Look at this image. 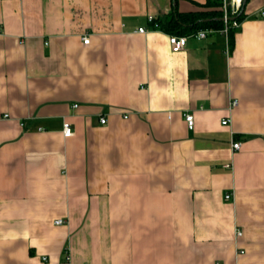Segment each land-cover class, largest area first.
<instances>
[{
	"label": "crops",
	"instance_id": "1",
	"mask_svg": "<svg viewBox=\"0 0 264 264\" xmlns=\"http://www.w3.org/2000/svg\"><path fill=\"white\" fill-rule=\"evenodd\" d=\"M206 2L0 0V264H264V0L170 51Z\"/></svg>",
	"mask_w": 264,
	"mask_h": 264
},
{
	"label": "built area",
	"instance_id": "2",
	"mask_svg": "<svg viewBox=\"0 0 264 264\" xmlns=\"http://www.w3.org/2000/svg\"><path fill=\"white\" fill-rule=\"evenodd\" d=\"M243 0H221L220 6H219V10L221 12V20H222V29L221 32L228 36V33L230 30H235L239 27V22L237 20H235V16H237V14L240 11L241 8V3ZM261 14H264V12H262ZM152 16H148L147 17V21L151 22L152 21ZM138 32L143 33L144 32V28L139 27L137 28ZM212 31L211 30H207V29H203V30H198L196 31V33L190 35L191 37L194 38H198V39H202L206 37L207 33H210ZM168 36V44H169V48L170 51L172 52H180L182 50V48L185 46L186 41L188 36H176V35H167ZM82 38V43L83 44H88L89 42V38L87 35H84L81 37ZM237 103L236 100H232L229 104V108H232L233 106H235ZM7 116V115H5ZM4 116V117H5ZM184 121L185 124L187 125L188 129H192L193 128V116L191 113H185L184 114ZM229 119H222L220 121V124L222 125H227L228 124ZM99 122L101 124L105 123V119L103 117H101L99 119ZM62 134L65 137H68L70 135H72V128H70V125L68 122H64L62 124ZM239 141L238 140H233L232 142V148L233 149H238L239 148ZM225 199H229L228 195L224 196ZM63 221L60 219L55 220V224H61ZM236 237H240L241 236V232L240 231H236L235 233ZM241 253V252H240ZM43 260L45 259L44 257L42 258Z\"/></svg>",
	"mask_w": 264,
	"mask_h": 264
},
{
	"label": "trees",
	"instance_id": "3",
	"mask_svg": "<svg viewBox=\"0 0 264 264\" xmlns=\"http://www.w3.org/2000/svg\"><path fill=\"white\" fill-rule=\"evenodd\" d=\"M175 2V0H172ZM244 1V0H243ZM242 1V3H243ZM221 0H207L204 6L208 8H214L220 6ZM241 3V8H242ZM240 8V11H241ZM235 16V20L238 22L241 18V12ZM221 13L215 9H210V11H196L195 13H177L175 8L170 15V18L166 20L163 24L160 23L159 26L166 32L175 35L181 34H194L198 30L203 29H221L222 21L220 20ZM230 37L232 32L230 31Z\"/></svg>",
	"mask_w": 264,
	"mask_h": 264
}]
</instances>
